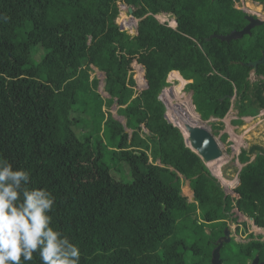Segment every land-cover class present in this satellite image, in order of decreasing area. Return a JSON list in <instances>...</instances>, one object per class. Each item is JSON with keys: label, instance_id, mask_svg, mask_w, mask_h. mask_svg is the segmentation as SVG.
<instances>
[{"label": "trees", "instance_id": "trees-1", "mask_svg": "<svg viewBox=\"0 0 264 264\" xmlns=\"http://www.w3.org/2000/svg\"><path fill=\"white\" fill-rule=\"evenodd\" d=\"M114 1L0 0V155L56 197L53 227L78 244L80 264H212L235 210L264 229V146L241 151L236 197L227 195L166 118L161 94L170 75L188 82L197 112L183 97L176 120L202 118L226 142L232 108L236 125L264 111V64L255 81L249 66L263 56L264 24L228 42L218 36L248 24L240 0H117L134 9L131 35L117 23ZM134 62L145 67L140 85L151 89L137 90ZM92 66L105 73L110 98L97 90ZM115 103L125 125L110 111ZM124 163L128 183L112 173ZM248 236L224 242L223 264L264 261V236ZM27 264L41 261L34 253Z\"/></svg>", "mask_w": 264, "mask_h": 264}, {"label": "clouds", "instance_id": "clouds-1", "mask_svg": "<svg viewBox=\"0 0 264 264\" xmlns=\"http://www.w3.org/2000/svg\"><path fill=\"white\" fill-rule=\"evenodd\" d=\"M31 184L28 170L0 155V264H27L34 253L41 264H80L78 244L53 227L56 197Z\"/></svg>", "mask_w": 264, "mask_h": 264}, {"label": "rangeland", "instance_id": "rangeland-1", "mask_svg": "<svg viewBox=\"0 0 264 264\" xmlns=\"http://www.w3.org/2000/svg\"><path fill=\"white\" fill-rule=\"evenodd\" d=\"M114 6H116L119 11L120 15L117 19V23L120 25L123 31H127L131 35L137 34V26L138 20L134 17V15L130 14L131 9L129 8L125 2L122 1H114ZM237 7L246 12L247 14L253 15L255 17H259L264 20V6H260L256 4L253 0H240V3L237 4ZM158 19L161 23H168L171 26L176 27L175 20L171 18L169 15H160ZM126 22H129L126 23ZM135 69V79L137 81V90L142 91L143 89L149 87L146 84L142 87L139 83V78L141 74V65L137 62L133 64ZM92 78H97L99 80V85L97 90L102 94V96L107 99L110 98V95L105 91V73L99 71L97 68L93 67ZM256 80V75L253 72L251 81ZM170 86L167 87L161 94V99L166 105L167 109V118L173 124H176L183 132H185V125L186 123H180L176 118L179 115L174 108L178 103L179 100L183 97L189 98L192 100V92L186 90V85L188 82L180 83L175 77L170 75L169 77ZM176 88H180V93L177 95L175 91ZM177 95V96H176ZM171 100V101H169ZM106 110L107 108L104 107ZM119 106L117 103L112 105L110 111L113 113L114 117L119 120L124 125L126 124V119L123 116L118 114ZM196 111V110H195ZM197 112V111H196ZM237 119V111L232 108L224 119L226 124V128L222 133L228 134V140L224 143L221 142V146L225 151V156L220 161L208 163L206 166L210 171H212L215 175L219 176L218 179L220 184L225 191L226 194L232 195L236 197L235 189L239 186V175L238 171H240L243 167L238 160V156L240 155L243 149H248L253 143H257L264 146V111L261 113L259 117L256 116L255 119L251 117L244 118L245 124L244 125H236L232 123ZM207 126L210 127L209 122H205ZM127 132L131 135L132 130L127 128ZM220 140V136L217 137ZM160 164V161H157ZM235 167L238 169L235 170ZM227 172L228 176H224L223 171ZM113 176L123 182H131L132 181V172L131 168L127 163L123 164V168L112 171ZM182 187L183 193L187 196L190 202H194L193 199V190L190 188V182L184 178ZM237 221H229L228 227L231 228V237L235 238L237 242H246L249 240V234L254 233L256 236L263 235L264 231L261 229L256 228L253 221L241 215L235 210ZM244 223H247L248 230L247 232L244 231ZM229 243V242H227Z\"/></svg>", "mask_w": 264, "mask_h": 264}, {"label": "water", "instance_id": "water-1", "mask_svg": "<svg viewBox=\"0 0 264 264\" xmlns=\"http://www.w3.org/2000/svg\"><path fill=\"white\" fill-rule=\"evenodd\" d=\"M129 8L131 9L130 14L133 15L134 9L131 6ZM246 20L248 21V24L243 30L233 31L228 35L218 36V38H220L221 40L228 41V42H230L231 40H235V39H241L245 35L251 34L252 30L255 27L261 26L264 24L263 19H261L259 17H255V16L250 15V14H247ZM137 29H138V26H137L136 30ZM213 37H215V35L211 36L210 39H212ZM261 64H264V53H263V56L261 57V59H259L257 61L250 62L249 66L253 68V72L255 73L258 70L259 65H261ZM141 68H142V70L144 72V76H145V67L143 65H141ZM147 84L149 85V87H147L143 90L152 88V84L150 82L147 81ZM192 102H193V100H192ZM194 107H195V105H194ZM166 118H167V114H166ZM200 118H201V116H200ZM185 130H186V132H183L182 130L181 131L183 132V134L185 136L187 146H189L195 153H197L206 165L208 163H211V162L220 161L221 159L224 158L226 153L221 146V141L217 139V137L214 135V133L212 131V128L207 126L205 124V121L202 120V118H201V121L199 123H196V124L188 123V124H186ZM212 174L214 176H216L217 178L219 177V176L215 175L213 172H212ZM239 184H240V179H239ZM193 199L195 200V193L194 192H193ZM238 213L240 214L239 211H238ZM256 228L260 229L257 226H256ZM261 230L264 231V229H261ZM230 241H231V228L227 227L225 229L224 236L222 238H220L218 241L219 245L213 251L212 264H223L221 261L220 251H221V248H222L224 242H230ZM259 261H260L259 256H257L253 260L252 264H264V262L260 263Z\"/></svg>", "mask_w": 264, "mask_h": 264}, {"label": "crops", "instance_id": "crops-1", "mask_svg": "<svg viewBox=\"0 0 264 264\" xmlns=\"http://www.w3.org/2000/svg\"><path fill=\"white\" fill-rule=\"evenodd\" d=\"M251 77H252V75H251ZM262 112H263V111L260 112V114L258 115V117L261 115ZM251 118L255 119V117H251Z\"/></svg>", "mask_w": 264, "mask_h": 264}, {"label": "flooded vegetation", "instance_id": "flooded-vegetation-1", "mask_svg": "<svg viewBox=\"0 0 264 264\" xmlns=\"http://www.w3.org/2000/svg\"><path fill=\"white\" fill-rule=\"evenodd\" d=\"M253 262V261H252ZM252 262L250 264H252ZM260 263H263L264 261H259Z\"/></svg>", "mask_w": 264, "mask_h": 264}, {"label": "bare ground", "instance_id": "bare-ground-1", "mask_svg": "<svg viewBox=\"0 0 264 264\" xmlns=\"http://www.w3.org/2000/svg\"><path fill=\"white\" fill-rule=\"evenodd\" d=\"M193 103V102H192ZM194 105V104H193ZM195 108V107H194ZM196 110V109H195ZM200 116V115H199ZM174 124V123H173ZM176 125V124H175ZM178 127V126H177Z\"/></svg>", "mask_w": 264, "mask_h": 264}, {"label": "built area", "instance_id": "built-area-1", "mask_svg": "<svg viewBox=\"0 0 264 264\" xmlns=\"http://www.w3.org/2000/svg\"><path fill=\"white\" fill-rule=\"evenodd\" d=\"M171 26V25H170Z\"/></svg>", "mask_w": 264, "mask_h": 264}]
</instances>
